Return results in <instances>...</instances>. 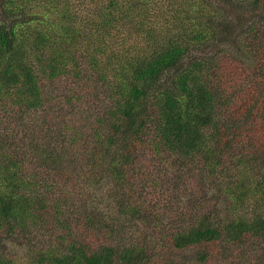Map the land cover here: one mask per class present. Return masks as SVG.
Wrapping results in <instances>:
<instances>
[{
    "label": "trees",
    "instance_id": "16d2710c",
    "mask_svg": "<svg viewBox=\"0 0 264 264\" xmlns=\"http://www.w3.org/2000/svg\"><path fill=\"white\" fill-rule=\"evenodd\" d=\"M164 169L209 191L184 223ZM17 239L29 264L264 251V0H0V264Z\"/></svg>",
    "mask_w": 264,
    "mask_h": 264
},
{
    "label": "rangeland",
    "instance_id": "374dc122",
    "mask_svg": "<svg viewBox=\"0 0 264 264\" xmlns=\"http://www.w3.org/2000/svg\"><path fill=\"white\" fill-rule=\"evenodd\" d=\"M50 84V83H49ZM163 173L162 182L163 186L158 187V194L162 200H166L164 204L161 205L163 218L164 220L173 221L176 217L177 222L184 223L188 216H190L193 212L201 211L202 207L200 203L202 201H208L207 194L209 193L206 190V186L203 185L200 188L199 183H195L192 178H184L180 181L177 180V176L172 174L171 171L164 169L161 171ZM172 188H179L178 190H174ZM171 197V200L169 198ZM161 203V202H157ZM215 212V211H214ZM167 230V227H166ZM147 231L148 240L154 243L156 249V253L159 256L160 254H164V249H166L164 240L157 236L156 231L149 227L145 228ZM163 233L160 234V236ZM34 235H37L35 232ZM42 235L40 238H36L39 244H42ZM163 240V241H162ZM20 240H9L7 242H3L4 247H2L3 253H8L9 258L15 260V264H29L28 261V247L22 246L20 244ZM259 245L255 246V243H252L249 248H243V250H237L236 247H229L225 241L217 242L214 244H210L208 246H195L193 248L186 249L182 251L187 261L192 262L194 255H196L201 250L210 251L214 261H219L215 264H258L259 259L264 256V251L260 248H257ZM167 252L170 249H166Z\"/></svg>",
    "mask_w": 264,
    "mask_h": 264
}]
</instances>
